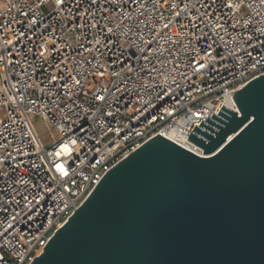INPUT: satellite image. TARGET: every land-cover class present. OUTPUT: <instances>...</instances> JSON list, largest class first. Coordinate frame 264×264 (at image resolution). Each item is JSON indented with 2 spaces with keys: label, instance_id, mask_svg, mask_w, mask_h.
I'll use <instances>...</instances> for the list:
<instances>
[{
  "label": "built area",
  "instance_id": "obj_1",
  "mask_svg": "<svg viewBox=\"0 0 264 264\" xmlns=\"http://www.w3.org/2000/svg\"><path fill=\"white\" fill-rule=\"evenodd\" d=\"M262 74L264 0H0V264H29L119 161L187 140Z\"/></svg>",
  "mask_w": 264,
  "mask_h": 264
},
{
  "label": "water",
  "instance_id": "obj_2",
  "mask_svg": "<svg viewBox=\"0 0 264 264\" xmlns=\"http://www.w3.org/2000/svg\"><path fill=\"white\" fill-rule=\"evenodd\" d=\"M119 161L29 264H264V74Z\"/></svg>",
  "mask_w": 264,
  "mask_h": 264
},
{
  "label": "rangeland",
  "instance_id": "obj_3",
  "mask_svg": "<svg viewBox=\"0 0 264 264\" xmlns=\"http://www.w3.org/2000/svg\"><path fill=\"white\" fill-rule=\"evenodd\" d=\"M0 116H4L3 109H0ZM30 121L39 140L45 147H51L56 141L59 140L60 136L58 132L40 117L31 116Z\"/></svg>",
  "mask_w": 264,
  "mask_h": 264
},
{
  "label": "bare ground",
  "instance_id": "obj_4",
  "mask_svg": "<svg viewBox=\"0 0 264 264\" xmlns=\"http://www.w3.org/2000/svg\"><path fill=\"white\" fill-rule=\"evenodd\" d=\"M225 106H227L230 109H233V103L232 100L227 98L225 100ZM167 138L182 145L184 148L194 151L195 153L202 155V151L200 150V148H195L192 142L186 140L184 137L178 136L175 132H169L168 134H166Z\"/></svg>",
  "mask_w": 264,
  "mask_h": 264
}]
</instances>
